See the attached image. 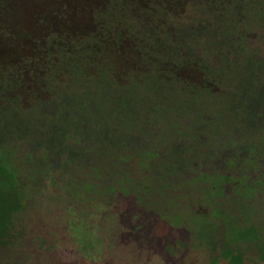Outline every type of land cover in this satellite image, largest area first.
<instances>
[{
  "label": "rangeland",
  "instance_id": "374dc122",
  "mask_svg": "<svg viewBox=\"0 0 264 264\" xmlns=\"http://www.w3.org/2000/svg\"><path fill=\"white\" fill-rule=\"evenodd\" d=\"M109 1L0 0V264H264V0L129 23L121 85L17 71Z\"/></svg>",
  "mask_w": 264,
  "mask_h": 264
},
{
  "label": "trees",
  "instance_id": "16d2710c",
  "mask_svg": "<svg viewBox=\"0 0 264 264\" xmlns=\"http://www.w3.org/2000/svg\"><path fill=\"white\" fill-rule=\"evenodd\" d=\"M107 3L102 12L93 14V27L89 35L81 37L61 31L46 33L39 39L37 47L34 46L35 50L30 56L29 63L23 64L17 71L23 77H28V70L33 76L36 73L41 76L48 72L50 77L51 74L56 75L63 67L67 75L73 71L83 78L100 75L113 84L121 85L132 73H140L141 66L146 63L152 67V70L145 72L155 75L156 68L160 71L161 64L150 62L149 57H145V53L140 48L146 40L137 38L135 34L137 31L129 30L128 24L138 28L139 24L145 26L149 23L137 20L140 18L157 23H168L182 13L187 0H110ZM116 3L121 6L119 10L115 7ZM128 4L129 11L132 12H128L126 16L131 22L119 18L123 14L121 11H125ZM151 39L156 42L158 38ZM167 63L170 64L168 66H172L171 60H167ZM177 63L182 66L187 62L184 60ZM127 66H129L128 72L125 70ZM164 69L173 71L166 66ZM3 159L0 155V168L8 172L9 166ZM9 177L13 178L10 173Z\"/></svg>",
  "mask_w": 264,
  "mask_h": 264
},
{
  "label": "crops",
  "instance_id": "0c3cea01",
  "mask_svg": "<svg viewBox=\"0 0 264 264\" xmlns=\"http://www.w3.org/2000/svg\"><path fill=\"white\" fill-rule=\"evenodd\" d=\"M60 263L62 262V260L59 261Z\"/></svg>",
  "mask_w": 264,
  "mask_h": 264
}]
</instances>
